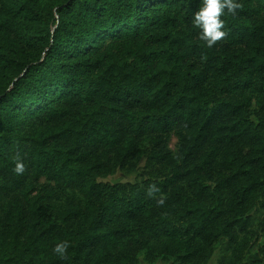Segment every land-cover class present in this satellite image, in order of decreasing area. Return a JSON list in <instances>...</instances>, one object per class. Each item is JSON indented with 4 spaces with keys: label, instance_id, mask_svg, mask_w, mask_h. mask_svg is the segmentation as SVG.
<instances>
[{
    "label": "trees",
    "instance_id": "obj_1",
    "mask_svg": "<svg viewBox=\"0 0 264 264\" xmlns=\"http://www.w3.org/2000/svg\"><path fill=\"white\" fill-rule=\"evenodd\" d=\"M200 2L0 0V264L243 257L264 217V0L211 48Z\"/></svg>",
    "mask_w": 264,
    "mask_h": 264
},
{
    "label": "clouds",
    "instance_id": "obj_2",
    "mask_svg": "<svg viewBox=\"0 0 264 264\" xmlns=\"http://www.w3.org/2000/svg\"><path fill=\"white\" fill-rule=\"evenodd\" d=\"M241 8L240 0H201L200 6L192 13L191 23L200 30L199 38L204 41L206 47L211 48L217 41L227 36L224 30L225 22L221 19L225 12L235 16ZM24 168V163L17 160L14 171L22 174ZM67 248L68 243L62 241L55 245L53 251L64 258Z\"/></svg>",
    "mask_w": 264,
    "mask_h": 264
},
{
    "label": "rangeland",
    "instance_id": "obj_3",
    "mask_svg": "<svg viewBox=\"0 0 264 264\" xmlns=\"http://www.w3.org/2000/svg\"><path fill=\"white\" fill-rule=\"evenodd\" d=\"M132 179V178H131ZM254 237L244 248L243 257L235 256L226 244H218L207 264H250L252 259L264 264V217L259 218L253 226ZM138 264H177L171 259H158L154 262L140 260Z\"/></svg>",
    "mask_w": 264,
    "mask_h": 264
}]
</instances>
